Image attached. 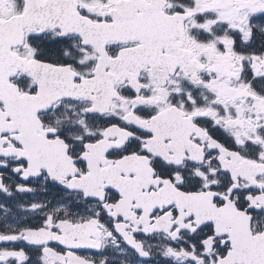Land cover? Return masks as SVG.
<instances>
[{"label":"snow or ice","instance_id":"1","mask_svg":"<svg viewBox=\"0 0 264 264\" xmlns=\"http://www.w3.org/2000/svg\"><path fill=\"white\" fill-rule=\"evenodd\" d=\"M0 264H264V0H0Z\"/></svg>","mask_w":264,"mask_h":264}]
</instances>
